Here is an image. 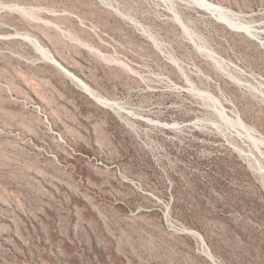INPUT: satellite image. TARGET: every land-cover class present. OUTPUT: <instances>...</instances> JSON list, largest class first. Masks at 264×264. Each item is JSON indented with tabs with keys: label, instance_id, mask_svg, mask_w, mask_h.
<instances>
[{
	"label": "rangeland",
	"instance_id": "rangeland-1",
	"mask_svg": "<svg viewBox=\"0 0 264 264\" xmlns=\"http://www.w3.org/2000/svg\"><path fill=\"white\" fill-rule=\"evenodd\" d=\"M206 1L0 0V264H264V0Z\"/></svg>",
	"mask_w": 264,
	"mask_h": 264
},
{
	"label": "bare ground",
	"instance_id": "bare-ground-1",
	"mask_svg": "<svg viewBox=\"0 0 264 264\" xmlns=\"http://www.w3.org/2000/svg\"><path fill=\"white\" fill-rule=\"evenodd\" d=\"M190 1L193 3H196L199 7L202 8V10H204L210 14H213V15H218L219 18L221 20H223L225 23H227L229 25H233V26H238V24H234V23H232V21H230V18L228 17L229 12L227 10L223 9L222 7L215 5L213 3H210L209 1H206V0H190ZM239 26L242 28H246V27H243L241 25H239Z\"/></svg>",
	"mask_w": 264,
	"mask_h": 264
}]
</instances>
